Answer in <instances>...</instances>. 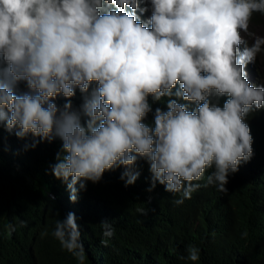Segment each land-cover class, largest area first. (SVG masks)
<instances>
[{
	"label": "clouds",
	"instance_id": "1",
	"mask_svg": "<svg viewBox=\"0 0 264 264\" xmlns=\"http://www.w3.org/2000/svg\"><path fill=\"white\" fill-rule=\"evenodd\" d=\"M257 26L264 31V0H0V124L18 138L30 135L25 148L52 143L51 173L73 202L92 190L87 181L121 166L131 203L101 200L105 237L113 227L159 221L179 228V207L217 201L235 179L246 182L252 213L264 220ZM77 220L70 211L52 235L83 264ZM204 231L200 260L249 264L235 252L232 225L218 232L205 222ZM198 248L187 259L197 261ZM19 255H0V264L56 261L43 240Z\"/></svg>",
	"mask_w": 264,
	"mask_h": 264
},
{
	"label": "trees",
	"instance_id": "2",
	"mask_svg": "<svg viewBox=\"0 0 264 264\" xmlns=\"http://www.w3.org/2000/svg\"><path fill=\"white\" fill-rule=\"evenodd\" d=\"M31 141L30 135L18 138L14 131L10 133L0 124V255L9 260L19 254L25 258L32 244L43 240L56 251L55 264H80L52 235L55 221L71 211L81 228L86 257L83 264H98L101 258H106L108 264H235L232 257L222 262L212 255L200 260L204 256L200 242L205 240V222L218 232L232 225L236 254L243 262L264 264V220L252 213L246 182L235 179L232 190L219 200L200 199L192 203L190 212L179 207V228H168L161 221L158 226L136 230L112 226L113 235L105 237L102 221L106 217L99 212L101 200L110 196L107 201L131 203L119 180L121 166L105 170L103 183L87 181L86 187L92 190L83 198L80 191L78 199L72 202L66 183L51 173L50 165L57 162L52 148L47 147L52 143L45 139L35 148H25ZM214 212L221 214L208 218ZM196 223L201 226L195 227ZM9 224L15 226L13 231L8 230ZM102 239L107 243H101ZM198 242L199 259H187L188 249L197 247Z\"/></svg>",
	"mask_w": 264,
	"mask_h": 264
},
{
	"label": "rangeland",
	"instance_id": "3",
	"mask_svg": "<svg viewBox=\"0 0 264 264\" xmlns=\"http://www.w3.org/2000/svg\"><path fill=\"white\" fill-rule=\"evenodd\" d=\"M256 35H262L264 36V31L261 29V26H257L256 27V32H255Z\"/></svg>",
	"mask_w": 264,
	"mask_h": 264
},
{
	"label": "bare ground",
	"instance_id": "4",
	"mask_svg": "<svg viewBox=\"0 0 264 264\" xmlns=\"http://www.w3.org/2000/svg\"><path fill=\"white\" fill-rule=\"evenodd\" d=\"M150 12H151V11H150ZM150 12H149V13H150ZM145 19H146V17H145ZM72 202H73V201H72Z\"/></svg>",
	"mask_w": 264,
	"mask_h": 264
}]
</instances>
